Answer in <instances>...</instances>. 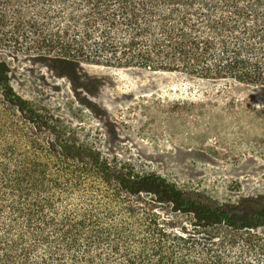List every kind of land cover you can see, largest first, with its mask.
Returning <instances> with one entry per match:
<instances>
[{
	"label": "trees",
	"instance_id": "1",
	"mask_svg": "<svg viewBox=\"0 0 264 264\" xmlns=\"http://www.w3.org/2000/svg\"><path fill=\"white\" fill-rule=\"evenodd\" d=\"M9 5L13 54L264 89V0H0L1 28ZM0 82L11 95L3 59ZM27 124L0 99V264H264V214L182 199L195 221L177 232L139 187L163 179Z\"/></svg>",
	"mask_w": 264,
	"mask_h": 264
},
{
	"label": "rangeland",
	"instance_id": "2",
	"mask_svg": "<svg viewBox=\"0 0 264 264\" xmlns=\"http://www.w3.org/2000/svg\"><path fill=\"white\" fill-rule=\"evenodd\" d=\"M8 9L1 34L14 23V6ZM0 59L11 89L9 95L0 82V99L15 105L29 127L43 136L59 128L135 176L163 179L168 187H139L159 202L168 227L191 230L195 204L239 219L264 214V89L172 72L62 65L1 47ZM182 199L192 203L190 212H182Z\"/></svg>",
	"mask_w": 264,
	"mask_h": 264
},
{
	"label": "water",
	"instance_id": "3",
	"mask_svg": "<svg viewBox=\"0 0 264 264\" xmlns=\"http://www.w3.org/2000/svg\"><path fill=\"white\" fill-rule=\"evenodd\" d=\"M77 65H79V64H77Z\"/></svg>",
	"mask_w": 264,
	"mask_h": 264
}]
</instances>
